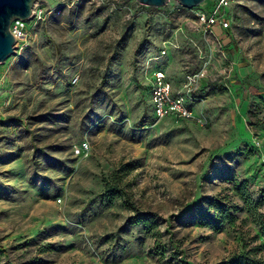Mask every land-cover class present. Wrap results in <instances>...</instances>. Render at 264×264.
Listing matches in <instances>:
<instances>
[{"label":"rangeland","instance_id":"obj_1","mask_svg":"<svg viewBox=\"0 0 264 264\" xmlns=\"http://www.w3.org/2000/svg\"><path fill=\"white\" fill-rule=\"evenodd\" d=\"M207 1H35L0 63V264L264 260V0L229 8L227 60L186 26ZM157 70L177 90L195 81L202 124L154 119Z\"/></svg>","mask_w":264,"mask_h":264},{"label":"built area","instance_id":"obj_2","mask_svg":"<svg viewBox=\"0 0 264 264\" xmlns=\"http://www.w3.org/2000/svg\"><path fill=\"white\" fill-rule=\"evenodd\" d=\"M239 1L241 0H212L210 9L194 12L192 16H190V20L186 19V21L190 22L187 23L186 26L189 24L191 31L196 33L200 40L205 44L211 42L219 46L221 50L220 56L225 60H227V58L225 57L224 49L222 50V42L217 36L216 31L229 30V8L239 3ZM174 11L175 9L163 11L160 13V16L167 21H172L174 20V13H176ZM24 29L25 21L22 20H14L9 25L8 32L14 37L15 43L24 36ZM172 33L174 36L170 40L163 41L158 59L167 55L168 47L175 46L172 39L179 34H183V25H177L173 28ZM148 84L154 119L163 120L172 117L176 119H192L196 120L199 124L203 123L201 117L194 114V109L192 108L194 103L199 102V99L193 95L194 91L197 89L195 81H191L184 85L182 90H177L174 89L166 75L157 70L151 74ZM88 150L86 144H81L74 149V153L80 155L88 153Z\"/></svg>","mask_w":264,"mask_h":264},{"label":"water","instance_id":"obj_3","mask_svg":"<svg viewBox=\"0 0 264 264\" xmlns=\"http://www.w3.org/2000/svg\"><path fill=\"white\" fill-rule=\"evenodd\" d=\"M36 0H0V63L14 51L15 39L8 32L14 20L27 21L32 17ZM139 5L149 8L163 7L170 0H135ZM183 9L199 6L204 0H174Z\"/></svg>","mask_w":264,"mask_h":264},{"label":"trees","instance_id":"obj_4","mask_svg":"<svg viewBox=\"0 0 264 264\" xmlns=\"http://www.w3.org/2000/svg\"><path fill=\"white\" fill-rule=\"evenodd\" d=\"M123 190L117 187V184H107L102 197L106 200H113L116 197H120L123 194ZM126 196V195H125ZM156 215L153 213H140L139 211H135V216L133 217V221L136 225H143L145 229L152 233L155 236H159L157 228L158 224L156 221ZM259 250V249H256ZM220 264H264V260L262 259H250L248 257L244 258L241 256H231L228 259L222 261Z\"/></svg>","mask_w":264,"mask_h":264},{"label":"crops","instance_id":"obj_5","mask_svg":"<svg viewBox=\"0 0 264 264\" xmlns=\"http://www.w3.org/2000/svg\"><path fill=\"white\" fill-rule=\"evenodd\" d=\"M209 3H211V2H210V0H209V1H207V3H206V4H209ZM216 32L218 33V30H217Z\"/></svg>","mask_w":264,"mask_h":264},{"label":"bare ground","instance_id":"obj_6","mask_svg":"<svg viewBox=\"0 0 264 264\" xmlns=\"http://www.w3.org/2000/svg\"><path fill=\"white\" fill-rule=\"evenodd\" d=\"M32 10H34V9L32 8ZM32 13H33V11H32Z\"/></svg>","mask_w":264,"mask_h":264}]
</instances>
